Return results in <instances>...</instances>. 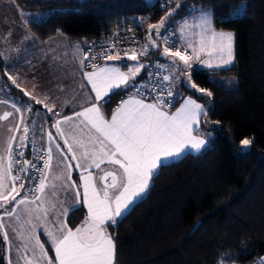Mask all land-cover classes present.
Instances as JSON below:
<instances>
[{"label":"snow or ice","instance_id":"obj_1","mask_svg":"<svg viewBox=\"0 0 264 264\" xmlns=\"http://www.w3.org/2000/svg\"><path fill=\"white\" fill-rule=\"evenodd\" d=\"M171 2L172 0H165L162 8H166ZM178 7L179 3L175 8H169L158 23L148 24V43L141 46L139 51H123L127 60L136 62L127 65L126 71L122 70L123 65L92 64L91 71L83 72L87 84H81L80 88L83 90L90 86V91L84 94L82 103L73 107L72 115H64L54 104L49 106V97L44 100L32 97L35 105H43L48 118H55L52 127L56 131L46 132V150L32 144L31 159L24 158V150L28 147L29 134L36 124L38 113L33 114V104L12 105L15 113L19 114V120L13 134L6 140V155H0V233L5 243L11 245L9 251L15 247L24 264H113L115 244L114 238L107 233V226L117 224L119 218L143 196L161 167L167 166L170 160L183 155L185 151H200L206 146L207 137L194 135L199 132V118L207 115L204 105L187 97L175 112L169 109L177 102L180 94L176 91V86L183 81L185 75L187 86L208 97L212 96L211 91L191 82V72L197 61L208 69H226L233 60V36L231 33L213 31L211 13L194 9L197 13L195 24L190 25L185 21L180 26L181 38L187 43L185 48L183 43L174 39L175 32L166 31L168 22ZM246 7V3L241 4L232 9L229 15L237 14L241 9L246 11ZM135 19L134 17L133 20ZM142 23L143 18L139 20V24ZM190 27L200 30L194 33L199 37L198 40L190 41L185 35V30ZM158 41L165 45L159 55L167 63L161 64L159 60L153 64L141 63L142 57L146 58L154 49H159ZM115 43L114 41L113 47L102 50L105 61L122 60L121 50L113 51ZM188 49H192L191 54ZM110 52L112 54H108ZM205 52L210 57L209 60L201 59V54ZM89 55L87 52L84 54L85 61L89 59ZM214 55L218 58L217 63L211 60ZM91 59L96 60L97 56H91ZM153 65L157 70L148 71L146 82H138L137 77L142 71ZM5 75L16 84L17 78L9 74L7 69ZM21 91L25 96H30L29 92L23 89ZM120 92H127L128 96L119 102L111 118L107 119L102 109ZM147 99L153 102H145ZM13 116V112L6 111L0 115V121ZM29 120L31 126L26 123ZM77 128L87 130L86 138L75 135ZM40 130L45 131L43 128ZM16 132L23 134L17 136ZM57 137L63 139V145ZM251 144L252 140L247 138L241 141L243 147ZM53 146L58 165L66 167L68 171L62 186L67 200H72L71 192L75 190L74 202L62 208L63 220L59 216L52 218L49 215L56 205L50 200L46 201L44 195L47 186L46 170L52 166L54 159ZM64 148H67V153ZM72 161L75 162L74 165ZM107 165L113 167L108 168ZM73 168L82 173L78 183L72 180ZM90 169L98 171L94 173ZM30 196H34L35 200L29 199ZM36 201L40 203L35 209L25 207L23 213L18 210L20 206ZM81 204L87 208L86 220L75 229L69 228L66 218ZM24 216L28 218L24 219ZM6 217L15 220L23 230L18 232L17 228H11L16 233L11 241L5 230L8 227L4 223ZM37 229H43L48 243L52 245L54 261L49 258L44 243L37 235ZM16 240H21L22 243L17 244ZM8 264H12V261L9 260ZM260 264H264V259Z\"/></svg>","mask_w":264,"mask_h":264},{"label":"trees","instance_id":"obj_2","mask_svg":"<svg viewBox=\"0 0 264 264\" xmlns=\"http://www.w3.org/2000/svg\"><path fill=\"white\" fill-rule=\"evenodd\" d=\"M15 1L39 39L63 34L86 41L127 15L150 11L145 0ZM176 2L174 18L189 12L190 3L211 9L214 25L234 34V62L192 71L193 83L212 92L183 90L205 106L200 131L208 143L161 167L146 194L113 225L115 264H248L264 252V0ZM244 3L246 11L229 15ZM246 138L252 144L244 149ZM84 214L82 206L72 211L68 226ZM4 255L0 233V264Z\"/></svg>","mask_w":264,"mask_h":264},{"label":"crops","instance_id":"obj_3","mask_svg":"<svg viewBox=\"0 0 264 264\" xmlns=\"http://www.w3.org/2000/svg\"><path fill=\"white\" fill-rule=\"evenodd\" d=\"M202 10H205V7H202ZM208 10L209 13H211L212 15L211 9L209 8ZM192 14L195 15L191 16ZM196 15L197 13H195L194 10L189 11L180 19L179 22L175 21L177 26L178 37L181 43L184 44L185 48L187 47V43L181 38L180 26L183 25L185 21H187L189 24L191 22L192 24L190 25H194ZM212 30L217 33L223 32V33L232 34L233 36L232 63H233L234 62L233 32L230 30L217 28L214 25L213 15H212ZM199 31L200 30L198 28L191 29L190 27L185 30V35L189 38L190 41L198 40L199 37L194 35V33H197ZM153 38L154 39L156 38L154 32H153ZM84 43L85 40L82 39L72 40L63 34H55L45 39L37 38L28 29L25 20V14L23 10L18 6L16 1L0 0V115H3V113L6 111H11L14 113V116L9 117L8 120L0 121V155H6V153L4 152V149L6 147V140L9 136L13 134V131L15 129V124L19 120V114L15 113V110L12 107L14 103L17 106H21L24 104H33L34 106L33 114L35 115L36 113H38V115H36V124L35 126H32V132H30L29 134L28 146L36 142L44 145L45 148L47 149L48 141H47L46 132L51 131L52 133H55L56 130L54 127H52V125L55 123V118H48V116H46V110L44 109L43 105L42 104L35 105V101L32 99V97L41 100H44L45 97H49L50 98L49 106H52L54 104L57 109H61L63 111L64 115H72L73 107L83 102V100L85 99L84 94L90 91V86L83 90H81L80 88L81 84H87V81H85L83 78V72L92 70L85 68L82 64V48ZM163 47L164 46L160 44L159 49H155V53L156 55L161 57L164 61V64H166L167 61L162 56L159 55V53L162 52ZM188 51L190 54L192 53V49H188ZM201 59L209 60L210 57L208 56L207 52H205L201 54ZM211 60L213 63L218 62V58L215 55L211 58ZM140 62L143 63L142 60ZM134 63L136 62L129 61L127 60L126 57H122L121 61H105L99 66L123 65L124 67H122V70L126 71L127 70L126 66ZM177 64L181 68H183V65L179 61H177ZM6 69L9 72V74L17 78L16 84H13L12 81L8 79L7 75H5ZM194 69L207 70L208 68L197 61L194 64L193 70ZM143 71L141 75L137 77V80H139L143 76ZM185 77L186 75L183 76V81L179 82L176 86V91H178L180 94L178 98L180 99L173 108L169 109L171 112H175V110L180 107L181 103L183 102V99L187 97H191L195 99L197 103L204 105L203 102L198 100L195 96L191 94H183L184 87L191 88L190 86H187L188 81L187 80L186 82L184 81ZM191 82L193 81L191 80ZM21 89L29 92L30 96H25L24 92L21 91ZM125 98H127V96H123L118 102L112 105L110 109L107 107L108 105L104 106L102 111L107 119L111 118V114L113 110L116 108L119 102ZM76 110H79V107H76ZM201 117L199 118V132L194 133V135H199L203 138V137H207V134L200 131ZM26 123H29V125L31 126L30 120L26 121ZM41 128H43L45 131L41 132L40 130ZM15 134L19 136L22 135L23 133L16 132ZM75 135L78 138H86L87 130L86 129L82 130L80 128H77L75 130ZM57 139L59 143L63 145V139L59 137H57ZM207 143H208V139H207ZM64 151L67 153V148H64ZM200 151L188 150L185 151L184 154L198 153ZM53 152H54V159L52 161V166L46 170L47 186L45 188L44 195L46 197V201L50 200L52 203L56 205L55 210L50 212L49 215L52 218L59 216V218L63 220L65 218L61 215L62 208L64 206H67V204H69L70 202H74L75 190H72L71 192L72 200L71 201L67 200L66 193L62 190V186L65 182V177L67 176L68 171L66 167L62 165H58L57 158L55 156L54 146H53ZM70 155L71 154H69V160H70ZM181 156L173 160H170L169 162L177 160ZM72 163L73 165L75 164L74 161H72ZM102 167L105 166L102 165ZM107 167L112 168L113 166L107 165ZM115 167L118 168V166ZM90 171H93L95 173L98 170L90 169ZM81 175H82L81 171L73 168L72 180L74 182L77 183L80 182ZM146 192L143 194V196L146 194ZM81 193H82V189H81ZM37 195H40V193L37 192ZM143 196H141L140 198H142ZM31 198H33L31 200H35L34 196ZM61 201H63L64 203L62 204ZM39 203H40L39 201H36V203L25 205L24 207L21 208L20 212L23 213V209L25 207L35 209ZM45 206H47V204H45ZM79 206H82L84 208V212H85L84 217L75 227L68 226L69 228L75 229L76 227L82 225L86 220L87 208L84 207L82 204ZM33 216H35V213L33 214ZM27 218H28L27 216H24V219ZM4 223L8 226L5 230H7L9 233L10 241L13 240L16 236V233H13L11 231V228L13 227L17 228L18 232L23 231L20 228V225L17 224L13 219H9L6 217L4 218ZM106 230L107 233L114 238L113 225L109 224ZM37 235L39 236L41 242L44 243L49 258H52L54 261V257H55L54 249L52 245L48 243L47 237L43 234V229H37ZM16 243L19 244L22 243V241L16 240ZM10 246H11L10 244H6L4 241L5 264H8L9 260L12 261V264H18V262L19 264H24V261L20 258V254L16 252L15 247H12V250L9 251ZM44 264H46V262H44ZM113 264H115V258L113 260Z\"/></svg>","mask_w":264,"mask_h":264},{"label":"built area","instance_id":"obj_4","mask_svg":"<svg viewBox=\"0 0 264 264\" xmlns=\"http://www.w3.org/2000/svg\"><path fill=\"white\" fill-rule=\"evenodd\" d=\"M145 1L148 7L150 8V11L148 13L127 15L126 17L122 18L119 23L112 25L106 32L100 35L92 36L85 41L83 48H82V64L85 68L92 69L91 68L92 64H96L99 66L102 63H104L105 60L103 59L102 50L105 48L113 47L114 41L116 43L114 45L113 51H115V49H120L122 57H124L123 51H128L129 53L133 49H136L137 51H139L141 46L148 43V41L146 40V36L148 35V24H150L151 22V17H153L157 12L162 11L161 17H159V20L156 22L158 23L161 20V18L165 16L168 9L172 7V3L174 0H172V2L168 4L166 8H162V4H164L165 0H145ZM240 13H241V10L239 13L234 14L232 16L239 15ZM134 17L136 18L135 20H133ZM141 18H143V23L139 24V20ZM156 23H152V24H156ZM166 31L168 33L175 32L176 35L174 36V39L181 42L178 37L177 26H176L174 17H172L170 21L168 22ZM158 42L161 45L165 46L162 41H158ZM86 52L90 54L89 59L87 61L84 60V54ZM108 54H112V52ZM91 56H97V59L92 60ZM141 60L145 64H153V62L157 60H159L161 64H164L163 59L159 57L158 55H156L155 49L152 51L151 55H149L146 58L142 57ZM156 70L157 69L155 68L154 65L152 68L144 69L143 76L137 81L146 82L148 79V76H147L148 71L155 72ZM123 96H128V93L123 92L122 94H120L117 99V102ZM146 101L150 103L153 102L151 99H147ZM32 144L24 150L25 151L24 158L26 159L32 158V155H33ZM34 144L37 147L43 148L46 150L44 145L40 143H36V142H34ZM44 158L46 159L47 157H44ZM30 197H33V196H30ZM262 259H264V252L258 255L254 260H252L248 264H260Z\"/></svg>","mask_w":264,"mask_h":264},{"label":"rangeland","instance_id":"obj_5","mask_svg":"<svg viewBox=\"0 0 264 264\" xmlns=\"http://www.w3.org/2000/svg\"><path fill=\"white\" fill-rule=\"evenodd\" d=\"M176 5H177V2H176V0H174V4H173V6L171 7V8H175L176 7ZM188 8H189V11H193L194 9H202V7L201 6H198V5H196V4H193V3H190L189 5H188ZM178 9V8H177ZM177 9H176V11H177ZM209 8L208 7H205V10H207L208 12H209V10H208ZM188 13V12H187ZM193 15H195V14H192L191 16H193ZM41 15H36V17H35V19H38L39 17H40ZM184 16V15H183ZM183 16H176L175 17V21H177V22H179L180 21V19L183 17ZM190 24H192L191 22H190ZM191 29H195L194 27H191ZM186 80H187V76L185 77V82H186ZM244 149H247L248 147H243ZM29 199H33V198H31V197H29ZM22 207H24V206H20L19 207V211H21V208Z\"/></svg>","mask_w":264,"mask_h":264}]
</instances>
